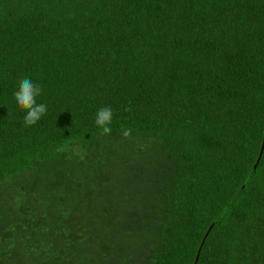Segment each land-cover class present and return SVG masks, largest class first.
I'll list each match as a JSON object with an SVG mask.
<instances>
[{"label":"trees","instance_id":"1","mask_svg":"<svg viewBox=\"0 0 264 264\" xmlns=\"http://www.w3.org/2000/svg\"><path fill=\"white\" fill-rule=\"evenodd\" d=\"M0 264H264V0H0Z\"/></svg>","mask_w":264,"mask_h":264},{"label":"clouds","instance_id":"2","mask_svg":"<svg viewBox=\"0 0 264 264\" xmlns=\"http://www.w3.org/2000/svg\"><path fill=\"white\" fill-rule=\"evenodd\" d=\"M43 93L42 86L34 83L30 78H24L19 82L18 90L14 92V97L17 106L25 110L24 123L26 126L35 125L47 113V105L37 103V97ZM113 119L112 110L110 107H103L97 111L95 124L101 129L102 134H110L111 124ZM131 130L123 131V136L129 137Z\"/></svg>","mask_w":264,"mask_h":264}]
</instances>
